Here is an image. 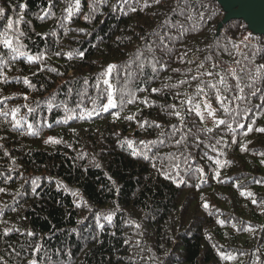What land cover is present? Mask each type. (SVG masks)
Segmentation results:
<instances>
[{
    "label": "trees",
    "instance_id": "1",
    "mask_svg": "<svg viewBox=\"0 0 264 264\" xmlns=\"http://www.w3.org/2000/svg\"><path fill=\"white\" fill-rule=\"evenodd\" d=\"M75 3L0 0V40L11 19L7 35L19 49L0 42V112L9 113L0 115V264H264V132L256 131L264 128V78L250 79L264 52L249 63L232 47L250 36L240 50L251 59L264 32L226 18L218 0ZM109 65L116 68L101 77ZM97 77L114 86L116 108L101 111L107 86ZM197 103L203 119L189 111ZM14 109L25 118L15 129ZM125 138L140 147L162 140L148 152L161 159L133 157L120 146Z\"/></svg>",
    "mask_w": 264,
    "mask_h": 264
},
{
    "label": "snow or ice",
    "instance_id": "2",
    "mask_svg": "<svg viewBox=\"0 0 264 264\" xmlns=\"http://www.w3.org/2000/svg\"><path fill=\"white\" fill-rule=\"evenodd\" d=\"M153 2L158 4V3H160V0H153ZM144 6H148L147 0H145ZM21 7H24V6L21 5ZM79 7H80V0H76L75 8L78 10ZM90 8H91L92 11H95V8L92 7L91 5H90ZM67 11L69 13V16L73 15V7L71 5L68 7ZM132 11H135V8H133ZM3 13H4V9L3 8H0V16H2ZM45 14H47V13H45ZM41 18H43V17H41ZM87 18L88 17H86V19ZM200 18L201 19L204 18V15H203L202 12L200 13ZM17 23H18V21H17ZM12 28H13V21L11 19H9L8 20V23H7L6 30L3 33V39L0 40V42H2L6 48H11L13 52H18L19 49L13 47L12 40L9 39L8 38V35H7V31L10 30V29H12ZM21 35H23V33H21ZM160 39H161V44H164V37H161ZM169 39H171V37H169ZM250 39H251L250 36L245 37L244 40L240 41L239 44L233 43L232 44V47L234 49H236V53L237 54L244 55V58L246 60H249V63H254L255 57L257 55H259L261 52H264V42H258L257 44H253L251 46V49L250 50H251L252 55H251V59H249V57L247 56V54H244V53L241 52L240 45L243 44L245 48H248L249 47V44L246 43V41H249ZM165 47H166V45H165ZM169 51H171V49H169ZM20 55H24V53H20ZM57 55H59V53H57ZM69 55H71V54H69ZM79 55L81 57H83L84 53L81 52V53H79ZM39 59H41L40 56L29 57V60H39ZM235 63L239 64L240 61L239 60H236ZM161 66H163V65H161ZM198 67H201L202 68L203 67V63H201ZM213 67H216V65H213ZM115 68H116V65H109L108 68L105 70V72L104 73H101L100 76L101 77L110 76L112 74L113 69H115ZM51 71H55V69H51ZM153 71H155V67L153 68ZM201 75L212 76L213 73L207 72V73H202ZM217 75H219V73H217ZM227 75H231V76H233V78H236L237 79V83L235 84V88L238 89L239 92L243 93L244 89L240 87L239 80H238V78L236 76V70L235 69H230L229 72L227 73ZM262 78H264V64L257 65L255 67V75L254 76H250V79H253V80L262 79ZM97 79H98V81H100V77H97ZM192 79L193 80H197L198 77L197 76H193ZM100 82H102L104 85L107 86V89H106V93H107V103L101 105V111H108L109 109L116 108L117 107V101L113 98V91H112L114 86L110 83V80L108 78H104ZM24 83L25 84H28L29 87H34L28 81L27 78H24ZM85 83H87V80H85ZM181 83H187V81H181ZM218 83L224 86V91L225 92L231 90V88H232V86L228 84L227 79H226L225 76H220V79H219ZM173 87H175V85H173ZM207 87L216 90V92H217L216 99L218 101L223 102V100L226 99V97H222L219 94L220 93V89L217 87V84L208 83L207 84ZM249 87H252V85H249ZM96 88L97 89L100 88V83H97ZM152 91L153 92H159L160 89H155L154 88V89H152ZM256 91H259V89H257ZM203 93H204V82L201 81L200 83L197 84L196 95L199 96V95H201ZM102 95H103V93H102ZM252 95H255V91L252 93ZM235 98L236 99H243V96H237ZM25 99H27V97H25ZM128 102H131V100H129ZM187 102L191 104L192 103V99L190 98ZM95 103H96V100L94 99L93 100V104H95ZM119 104H120L121 107H123L124 104H125V100H124L123 95L121 96V99L119 101ZM77 106L79 107V105H77ZM25 107H28V106L25 105ZM49 107L50 108L52 107L51 102H49ZM170 107L175 108V105H171ZM204 108L207 109V110H209L208 111V114L210 116L211 115H214V110H211V104L209 102H207V101L204 102ZM18 111H19V109L12 110V116H13V120H14V123H13L12 127L14 129L15 128H19L20 125H21V122L24 121V119H25L24 117H20L19 119L16 118V113ZM28 111L30 113H32V112L35 111V109L29 107L28 108ZM65 111L66 112H72L73 110L72 109H68L67 106H65ZM92 111H95V108ZM189 111H195L196 112V115L197 116H200L201 119H203L202 113L200 111V104L199 103L195 104L192 109H189ZM8 114H9L8 112H0V115H3V116H7ZM91 114H92V112H87V115L90 116ZM172 114L176 115L177 117H180V112H174ZM83 118L84 117L81 116V119H83ZM68 119H72V116H66L65 122H67ZM126 119L132 120V119H134V117L133 116H129V117H126ZM145 123H147V122H145ZM219 123L223 124L224 121L221 120V121H219ZM141 126H143V125H141ZM27 127H28V134H30V135H37L38 134L36 131H33V125L32 124L29 123L27 125ZM49 127H50V125H49ZM157 127H159V125H157ZM173 127L175 128V126H173ZM249 130H251V128H249ZM208 131H211V129H208ZM256 131H258V132H264V128L256 129ZM174 134L175 133L173 132V135ZM161 135H164V134L162 133ZM0 139H2V138H0ZM158 142L161 143V144L163 143L162 140H159V141H149V142L140 141L139 142V145H142L143 146V147H140V146L136 145V142L135 141L129 140L127 138H125L124 140L120 141L119 143H120V146L121 147H124V145H127V148L128 149H131V153L130 154L133 157L140 156V157H142L146 161H157V160H160L161 158L158 155H154L152 157H149L148 152L151 151V149L149 148V145L150 144L151 145H155ZM45 143L59 144V143H61V141L58 140V139L49 137L48 140L45 141ZM180 143H181V141H179V140L176 141V144H180ZM169 159L176 160V159H178V157H171L170 156ZM185 159H187V158H185ZM217 163H219V161H217ZM262 163H264V161H262ZM96 166L99 167V165H96ZM152 167L153 168H156L157 171H159L161 175L165 176V178H171V173L169 171H167V170L162 169V168H158L157 167V164L155 162L152 163ZM172 167L178 169L180 167V165L177 163V164H173ZM32 183L35 185L36 181H33ZM4 191H5V189L0 188V192H4ZM33 191H35V188H33ZM244 194L245 193H243V192L241 193V195H244ZM73 195H76V193H73ZM247 195L248 196H251L252 193L249 192V193H247ZM252 203L255 204L256 201L253 200ZM203 207L207 208L208 207V204L205 203L203 205ZM106 219L111 220V216H107ZM8 231H11V230H8ZM29 235H32V233H29ZM222 258L223 259H233L230 256H222ZM30 264H36V262L35 261H31Z\"/></svg>",
    "mask_w": 264,
    "mask_h": 264
},
{
    "label": "water",
    "instance_id": "3",
    "mask_svg": "<svg viewBox=\"0 0 264 264\" xmlns=\"http://www.w3.org/2000/svg\"><path fill=\"white\" fill-rule=\"evenodd\" d=\"M226 10V18L245 20L255 32H264V0H218Z\"/></svg>",
    "mask_w": 264,
    "mask_h": 264
}]
</instances>
